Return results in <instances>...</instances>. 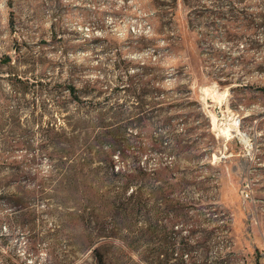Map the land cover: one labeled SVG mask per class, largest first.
I'll list each match as a JSON object with an SVG mask.
<instances>
[{
  "label": "rangeland",
  "instance_id": "1",
  "mask_svg": "<svg viewBox=\"0 0 264 264\" xmlns=\"http://www.w3.org/2000/svg\"><path fill=\"white\" fill-rule=\"evenodd\" d=\"M17 76L91 82L123 119L144 114L150 146L159 87L191 145L140 156L175 161L167 193L134 210L37 200L63 190L29 130L55 112ZM102 216L111 264H264V0H0V264H95Z\"/></svg>",
  "mask_w": 264,
  "mask_h": 264
},
{
  "label": "trees",
  "instance_id": "2",
  "mask_svg": "<svg viewBox=\"0 0 264 264\" xmlns=\"http://www.w3.org/2000/svg\"><path fill=\"white\" fill-rule=\"evenodd\" d=\"M15 81L22 92L45 94L55 112L46 124L35 127L31 122L29 130L39 132L46 143L50 174L61 178L63 190L59 196L45 192L37 200L50 203L58 199V204H124L134 210L137 204H151L157 192L167 193L175 163L162 157L155 165H145L140 156L145 151L157 150L165 157L174 154L178 160L191 151L189 140L183 137L189 129H177L170 114L169 107L179 104L169 102V96L159 87L153 95L151 114L157 118V125L152 131L155 142L150 146L137 140V121L144 119V114L139 112L137 118L130 114L123 119L125 110L121 104L110 105L106 98L95 100L100 94L94 93L91 82L79 88L72 80L61 83L52 78L32 80L17 76ZM108 218L102 216L87 223L88 236L96 243L92 249L95 264H111L108 246L117 225L115 221L109 225Z\"/></svg>",
  "mask_w": 264,
  "mask_h": 264
}]
</instances>
